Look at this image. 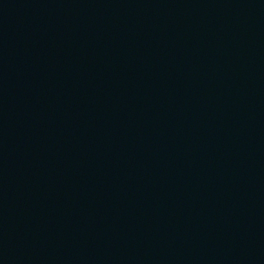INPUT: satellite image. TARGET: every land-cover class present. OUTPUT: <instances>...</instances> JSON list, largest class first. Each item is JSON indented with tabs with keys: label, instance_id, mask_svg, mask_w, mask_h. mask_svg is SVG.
Listing matches in <instances>:
<instances>
[{
	"label": "water",
	"instance_id": "95a60500",
	"mask_svg": "<svg viewBox=\"0 0 264 264\" xmlns=\"http://www.w3.org/2000/svg\"><path fill=\"white\" fill-rule=\"evenodd\" d=\"M0 264H264V0H0Z\"/></svg>",
	"mask_w": 264,
	"mask_h": 264
}]
</instances>
